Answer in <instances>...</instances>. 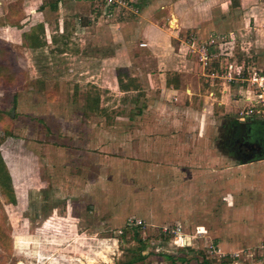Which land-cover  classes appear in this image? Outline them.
<instances>
[{
  "label": "rangeland",
  "instance_id": "rangeland-1",
  "mask_svg": "<svg viewBox=\"0 0 264 264\" xmlns=\"http://www.w3.org/2000/svg\"><path fill=\"white\" fill-rule=\"evenodd\" d=\"M147 2L184 25L197 22L196 4L210 33L236 38L223 43L225 61L262 68L264 0H134L137 12L116 18L88 0H0V264H264V163L236 168L264 153H238L239 114L214 105L199 130L179 121L167 131L146 116L160 102L200 101L209 85L175 44L169 68L185 74L168 72L178 93L164 88L158 45L124 40ZM178 226L167 242L162 229Z\"/></svg>",
  "mask_w": 264,
  "mask_h": 264
},
{
  "label": "crops",
  "instance_id": "crops-1",
  "mask_svg": "<svg viewBox=\"0 0 264 264\" xmlns=\"http://www.w3.org/2000/svg\"><path fill=\"white\" fill-rule=\"evenodd\" d=\"M195 5L196 4H193L191 7L188 8V10L190 11V14H193L195 16V19L197 22L189 19L187 22L188 25H184L183 21L179 18L178 14L176 12H173V9L171 7L161 6L160 7L161 9H166V13L164 14L162 13V15H159L160 14L159 11L156 13H153L154 9L152 8L151 5L149 6V2H147L146 6L142 10V14L140 13L141 15H139V11H138L139 16L135 18V21L132 22L131 25L126 26L124 27V29H122V32L124 33L122 34L124 40L128 41L131 39L129 41L130 43L131 41L133 42L134 40L135 42H137L138 49L140 48L141 50L150 51L153 46L152 44L158 45L157 47L156 46L153 47V51L155 52L157 49L161 50L159 54L158 66H159V71H162L165 73V79L161 81H163V86H165L164 88H167L169 90L171 89L177 93L179 91L178 86H176L175 84H171L169 82L168 72H171V70L172 71L174 70L175 72H177V74H185V72L180 70V66L178 67V69L169 68V63L167 59L168 58L167 51L169 50L168 48L171 49V47H174L175 44L176 45L178 44L177 45L178 49L182 47V52L187 51L186 42L188 38H183V36L180 33V31H182L183 26H188L186 28H190L188 29L190 30V34L187 32L189 36L191 34H199L200 38H205L206 36L210 34L211 31H214V30L217 31L216 27L214 28L211 27L212 23L211 21H209L211 19H207V17L203 15L202 11H198L195 8ZM203 10H205V7ZM129 14L130 13H128V15ZM128 15H123V16H128ZM173 20L176 22H175V25L171 27V23ZM207 21H209V23H207ZM167 24L169 25L168 27H170L171 29H168V27L166 26ZM127 30L132 32L129 38L126 36V34L128 33ZM156 41H158L159 44ZM141 44H145L146 46L142 47ZM121 47H123V45H121ZM178 54H181V56L183 55V53H179V52ZM259 64L264 65V59H261V62ZM127 74H128L129 80L130 78H133L131 77L130 73H127ZM197 77H200V76H197ZM208 82H209V85L205 89V93L203 94L204 97H201L200 95V98H202L203 101L202 100L191 101L190 98L189 99L186 98L185 101H178V102H181V104L179 105L177 104V105L168 106L166 102H160V104L157 103L156 112H154L156 114L152 113L150 115H146L149 120L152 119L153 116L157 118V121H158L157 123L159 124L156 126V130L160 128L162 131H167L169 127L171 128L176 127V125L179 124V121H185V123L189 121L190 123L195 122L199 130L201 128L200 125L202 123L206 121L212 122V120H210V115L213 116L214 105L216 106V108H218V113L220 112L221 115L225 116L228 119L230 117H234V115H236L241 110L247 107L248 103L244 100L245 95H246L244 87L240 88V87L232 86L234 87L232 88L227 85H222L221 82L218 80H211L210 78H208ZM181 85L182 83H180V86ZM214 85H216V88L214 87ZM186 87L188 86L186 85ZM211 89H214L213 91L215 92L212 93ZM211 95L212 97H210ZM196 106L198 108L195 109ZM233 119L234 118H231L230 120L233 121ZM234 121H237V124L239 125H244V122L242 121L239 122L237 119H235ZM247 123L248 121H246V124ZM249 123L252 124V122H249ZM160 138H163V137H160ZM236 161L239 162L237 163V167H236L239 169V168L245 167L246 164L248 165L249 163H252V162L263 164L264 157L261 156V158L259 157L257 160L255 159V160H252L246 163L242 162L241 158H238ZM195 242H196V239L193 240V243ZM193 243L190 249L191 254L194 253V251L196 250ZM213 246L218 248L219 245L218 246L213 245ZM220 246L223 247L222 244ZM221 247L219 248L222 249ZM180 250H184V248H180ZM180 258L184 259V254H181ZM186 262L187 260L183 264H186ZM203 262H205V260ZM189 263L197 264L198 261L194 259L190 261Z\"/></svg>",
  "mask_w": 264,
  "mask_h": 264
},
{
  "label": "built area",
  "instance_id": "built-area-1",
  "mask_svg": "<svg viewBox=\"0 0 264 264\" xmlns=\"http://www.w3.org/2000/svg\"><path fill=\"white\" fill-rule=\"evenodd\" d=\"M93 9L100 17L116 18L119 15L126 13H136L137 8L134 0H88ZM97 14V15H98ZM236 39L232 33L221 35L219 33H210L205 38H200L199 34H191L186 42L187 52L194 56L197 64L205 73L207 78L218 80L222 85L229 87L236 86L245 89L244 100L248 103L247 107L241 110L238 114V121H252L253 119L260 121L264 125V65L261 69L245 65L244 61H232L231 63L223 59L221 48L223 43H234ZM142 47L146 46L141 44ZM213 62L220 66L215 71H210L209 68ZM135 227L142 228V222L135 220L132 222ZM182 230L180 226L174 228H163L161 235L171 240L180 238ZM184 241L181 246H183ZM209 254H216L219 258H224L225 254L222 250L215 246L208 248Z\"/></svg>",
  "mask_w": 264,
  "mask_h": 264
},
{
  "label": "trees",
  "instance_id": "trees-1",
  "mask_svg": "<svg viewBox=\"0 0 264 264\" xmlns=\"http://www.w3.org/2000/svg\"><path fill=\"white\" fill-rule=\"evenodd\" d=\"M245 129H247V131H245V129H244V133H243V135L245 136L246 135V137H249V136H251L252 135V137L255 139V140H261L260 138H259V136L258 135H260V137H262V140H264V125H263V123H261V122H258V121H256V122H252V124H244V125H242ZM251 131V132H250ZM257 137V138H256ZM263 157H264V155H263ZM137 229L139 228V227H136ZM163 236V235H162ZM2 237H3V232H2V229H1V224H0V245L2 246L3 244H4V242H3V240H2ZM135 238L138 240V238H139V236H137V235H135ZM165 240H167L168 241V239L167 238H165ZM164 240V241H165ZM139 241H141L140 239H139ZM146 242V241H145ZM165 259H167V260H173L172 258H170V257H164ZM175 260V259H174ZM179 262H184V259H182V258H178L177 259ZM133 261H135V259L134 258H132L130 261H128V263L127 264H131V262H133Z\"/></svg>",
  "mask_w": 264,
  "mask_h": 264
},
{
  "label": "flooded vegetation",
  "instance_id": "flooded-vegetation-1",
  "mask_svg": "<svg viewBox=\"0 0 264 264\" xmlns=\"http://www.w3.org/2000/svg\"><path fill=\"white\" fill-rule=\"evenodd\" d=\"M245 131H247V129ZM258 136H259V138L261 140H252L254 138L251 135V136L246 137L245 139L241 140L239 144H237L238 142H236V144L238 145V147H237L238 153L239 154H244V155H247V154L249 155L251 153H254L255 155H258L260 153H264V140H262V137H260V135H258ZM241 145H244L245 147H247L249 149H244V151H245L244 152L242 150Z\"/></svg>",
  "mask_w": 264,
  "mask_h": 264
},
{
  "label": "bare ground",
  "instance_id": "bare-ground-1",
  "mask_svg": "<svg viewBox=\"0 0 264 264\" xmlns=\"http://www.w3.org/2000/svg\"><path fill=\"white\" fill-rule=\"evenodd\" d=\"M174 26V25H173Z\"/></svg>",
  "mask_w": 264,
  "mask_h": 264
}]
</instances>
